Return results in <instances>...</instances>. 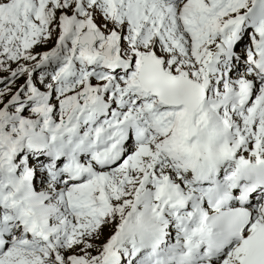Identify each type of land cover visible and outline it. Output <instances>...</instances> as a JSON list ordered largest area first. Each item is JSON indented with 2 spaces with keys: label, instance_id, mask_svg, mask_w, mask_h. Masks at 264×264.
Here are the masks:
<instances>
[{
  "label": "snow or ice",
  "instance_id": "1",
  "mask_svg": "<svg viewBox=\"0 0 264 264\" xmlns=\"http://www.w3.org/2000/svg\"><path fill=\"white\" fill-rule=\"evenodd\" d=\"M0 264H264V0H0Z\"/></svg>",
  "mask_w": 264,
  "mask_h": 264
},
{
  "label": "rangeland",
  "instance_id": "2",
  "mask_svg": "<svg viewBox=\"0 0 264 264\" xmlns=\"http://www.w3.org/2000/svg\"><path fill=\"white\" fill-rule=\"evenodd\" d=\"M106 235H107V231H106V233H105Z\"/></svg>",
  "mask_w": 264,
  "mask_h": 264
}]
</instances>
